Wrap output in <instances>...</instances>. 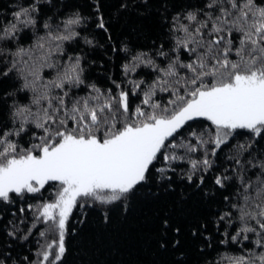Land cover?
<instances>
[{"label": "snow or ice", "instance_id": "1", "mask_svg": "<svg viewBox=\"0 0 264 264\" xmlns=\"http://www.w3.org/2000/svg\"><path fill=\"white\" fill-rule=\"evenodd\" d=\"M0 264H264V0H0Z\"/></svg>", "mask_w": 264, "mask_h": 264}]
</instances>
